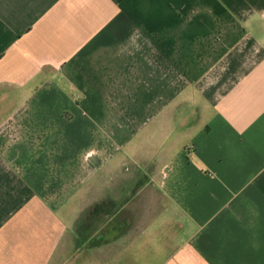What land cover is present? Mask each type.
Segmentation results:
<instances>
[{
	"label": "crops",
	"instance_id": "1",
	"mask_svg": "<svg viewBox=\"0 0 264 264\" xmlns=\"http://www.w3.org/2000/svg\"><path fill=\"white\" fill-rule=\"evenodd\" d=\"M0 264H264V0H0Z\"/></svg>",
	"mask_w": 264,
	"mask_h": 264
}]
</instances>
